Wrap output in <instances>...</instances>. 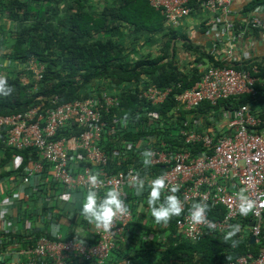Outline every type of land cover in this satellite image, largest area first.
<instances>
[{
    "label": "trees",
    "instance_id": "1",
    "mask_svg": "<svg viewBox=\"0 0 264 264\" xmlns=\"http://www.w3.org/2000/svg\"><path fill=\"white\" fill-rule=\"evenodd\" d=\"M263 4L264 0H256L247 10ZM180 49L186 58L180 56ZM199 49L188 35L166 25L150 0H0V50H4L3 54L0 51V74L14 86L11 95L0 96V115L25 113L39 104L50 107L54 97H58L57 104L60 105L92 98L103 102L105 96H112L118 105L110 107L109 113L104 115L107 127L100 142L114 163L108 168L121 170L114 166L116 158L121 157L122 170L127 171L134 163V170H139L144 164V151L134 152L133 147L158 149L162 141L169 143L170 136H175L169 131L177 129L172 125H178L187 112L177 111L179 116L170 120L168 113L175 111L169 103H148L143 108L136 92L151 85L166 87L182 83L183 89L193 86L200 78V64L207 61H211V65L218 64ZM34 60L44 69L37 90L36 76L30 71ZM259 66L264 77V61ZM255 89L257 94L254 96L245 95L240 101L223 100L214 109L205 104L198 111L213 112L217 116L215 111L219 107L236 109L249 102L253 103L254 109L258 104L255 100L264 101V84L256 85ZM147 110L158 113L165 125L161 119H146L144 113ZM205 121L210 122L207 118ZM82 130L71 120L60 127L57 138L70 139ZM128 142L134 146L130 147ZM117 148L120 149L118 154ZM3 151L0 168L16 153L6 145ZM17 153L23 156L25 163L37 158L33 149ZM24 168L19 172L24 173ZM46 169H51V165L48 164ZM37 190L40 194L56 193L46 185L37 186ZM140 195L143 203L148 205V193L144 191ZM162 196L164 198V194ZM133 200L140 201V198ZM27 205L19 204L16 223L21 224L26 217L44 215L35 199H29ZM131 208L133 221L126 226L116 247L102 264H119L126 259H134L139 264H221L249 250L246 242L242 243V249L234 250L227 240L212 235L192 242L179 233L174 222L177 216L167 223V230L154 229L150 216ZM55 209L57 207L51 206L43 209V213ZM46 222L43 216V224ZM151 233L157 237L149 238ZM28 236L30 242L22 233H9L7 228L0 232L3 246L16 241L24 249L30 248L42 236L48 237V233L39 228ZM95 243L96 239L84 241L85 245ZM8 261L1 264H8ZM74 264L99 262L93 259Z\"/></svg>",
    "mask_w": 264,
    "mask_h": 264
},
{
    "label": "built area",
    "instance_id": "2",
    "mask_svg": "<svg viewBox=\"0 0 264 264\" xmlns=\"http://www.w3.org/2000/svg\"><path fill=\"white\" fill-rule=\"evenodd\" d=\"M150 3L171 28L182 26L191 13V3H197L213 16L221 12L229 18L231 14V0H150ZM226 18L218 28L222 38L226 37L231 42L242 38L241 35H232L234 23ZM246 21L251 29L264 31V20L260 17L252 15ZM209 23L215 28L214 18ZM216 49L217 47L211 49L210 54L215 55ZM227 53L231 56L232 47ZM30 71L36 76V89L43 77V68H39L33 61ZM256 73L257 68L251 72L232 65H210L200 70L199 80L187 89H183L180 83L166 87L151 85L136 92V96L143 102V108L148 103H169L175 111L168 113L170 120L179 116L177 111L187 112L186 116L182 115L178 125H172L177 129L169 131L171 134L175 133V136H170L169 143L162 141L160 148H150L154 153L150 165L164 167V172L160 175L166 177L169 187L179 185L176 195L184 208L182 214L174 219L179 233L192 242H198L207 235L225 240V234L230 230L229 225L240 223L241 232L233 239L238 240V243H247L249 237H254L260 246L258 252L248 250L236 259L221 264H264V114L253 110L248 104L235 110L232 107H219L215 112L219 113L223 109L222 119L213 112L198 110L205 104L214 109L223 100H239L245 95H256L255 86L259 83ZM113 105H118L116 98L105 96L103 102L94 99L78 100L55 108L44 109L40 105L25 113L0 115V130L6 127L7 146L15 150H38L53 165L54 178L67 190H88L89 176L96 173L101 181L96 185L98 194L118 187L128 206V212L116 217L109 230L96 226L95 244L41 238L34 249L22 250L19 256L24 254L39 259L50 258L52 264H68L71 259H95L102 264L116 247V241L126 226L133 221L127 187L134 189L129 175L134 171V165L127 171L110 170L109 156L100 146L107 127L102 111L109 113ZM195 110L197 111L194 112ZM146 116L150 121L161 119L162 125H165L163 118L156 112L147 110ZM206 118L210 120L209 123L205 121ZM71 120L83 129L79 136L55 140L60 127ZM172 126L167 125L168 128ZM129 144L130 147L134 146ZM133 148L134 152H138L142 147ZM81 164L88 165L79 171L77 169ZM42 169V164H34L24 182H30V177ZM147 178L149 179L148 176ZM241 187L248 188L251 198L256 201L253 211L247 216L240 215L238 211L236 193ZM149 190L150 185L146 183L145 191ZM166 194L167 190L164 195ZM20 198V194L15 195L11 203L16 204ZM200 200L210 204L207 217L213 222V226L192 223L189 210L194 202ZM147 209L149 210V206ZM5 210V206L0 207L2 217ZM163 226L166 227V224ZM5 255L10 254L7 251ZM3 257L4 253H0V260ZM125 264L135 263L126 261Z\"/></svg>",
    "mask_w": 264,
    "mask_h": 264
},
{
    "label": "crops",
    "instance_id": "3",
    "mask_svg": "<svg viewBox=\"0 0 264 264\" xmlns=\"http://www.w3.org/2000/svg\"><path fill=\"white\" fill-rule=\"evenodd\" d=\"M255 1L256 0H231V14L228 16L229 18H226L221 12H218V14L213 17L211 14H209V12L203 10L197 5H194L191 15L184 20L180 31L181 33L188 35L189 39L195 42V44L199 45V50H201L206 56L212 58L214 62L218 63L217 65H232L238 69H243L246 71L250 70L251 72L254 68H257V73L256 75L254 74L257 78H259V83L257 85L263 86L264 77L262 76V67L259 65L264 61V31L251 29L246 21L247 18L252 15H256L264 20V4L255 7V9L251 11L250 9L247 10V8L251 7ZM212 18L216 20L215 28L217 29L213 28L212 26L205 25V23H207ZM225 18L234 23L232 35H241L242 38L233 42L228 41L226 37L224 39L222 38L221 34L218 32V28L225 22ZM215 47H217L216 54L211 55L210 50ZM230 47H232L231 56H229L227 53ZM179 52L181 57L184 56L186 58L185 53H183L181 49ZM210 65L211 61H207L206 64H200V68L203 70ZM8 70H10L9 67ZM255 102L258 104L254 109L252 108L253 103L249 102L248 105L253 110L264 114V101L259 102L255 100ZM233 109L235 110L234 107ZM223 111V109H220L217 117L222 119ZM3 152V146L0 145V163L3 161ZM13 159L14 158L12 157L11 160L6 162V164L0 168V207L2 204L7 203L8 200H12L11 198L13 196L21 193L23 194L21 200L24 207L29 203V199H35L37 201V205H39V207L42 209L41 214H44L42 216H44L45 220L48 219L44 225L40 223L39 216H35L34 218L26 217L22 219L21 224H18L15 220L18 216L19 207H13L10 205L9 208L5 210V213H7V217L9 219L14 220V230H16L17 233L24 234L26 236L25 239L28 242H30L28 239H31V237L28 235L35 229L41 228V230L47 232L48 235H52L56 226L57 233L61 234L64 239L76 238L81 241H85V239H92L94 241L96 225L88 222L80 213V208L82 206L81 201L87 190L84 189L75 192H68L61 184L54 180L51 171H48V173L45 175L46 178L44 183L38 185H46L50 187L53 189L52 192H56V195L35 193L34 187L25 185L22 186L19 179L15 178L16 175L22 173L16 171V167L14 165L16 163V158L14 160ZM135 164L136 163L133 165ZM114 166L122 170L123 163L121 157L116 158V164ZM140 171L144 176H146L144 172L146 171V174L149 176V180L154 179L160 174L159 171H155L154 169L150 168L149 165L140 167ZM12 177H14V179ZM108 190L109 189H106L104 192H101L98 195L102 197ZM132 190L133 189L130 191V205L136 210L137 213H145L146 215L150 216L149 221L153 223L154 228V218L151 215V212L147 209V205L143 203L145 201L140 197V194L138 195L136 193V189L133 191ZM148 192L149 191H146V193ZM135 197L140 198L141 203L139 201H134L133 199ZM51 206H55L57 209L43 213V209L50 208ZM0 218H2L1 211ZM145 222H148V220H145ZM65 229L67 230L66 235L64 234ZM231 240L233 239L231 238ZM247 244L248 249L253 252H258L260 250L258 242L255 239L253 240L252 237L247 239ZM241 246L242 243H237L233 245V249H242ZM0 252L3 251L0 250ZM238 256H236L235 259ZM5 260H9L8 264H37L42 261L37 257H30L26 255L19 256V254L16 252L13 254V256ZM1 263L2 262L0 261V264ZM44 263L47 264L46 262ZM119 264H123V262Z\"/></svg>",
    "mask_w": 264,
    "mask_h": 264
},
{
    "label": "clouds",
    "instance_id": "4",
    "mask_svg": "<svg viewBox=\"0 0 264 264\" xmlns=\"http://www.w3.org/2000/svg\"><path fill=\"white\" fill-rule=\"evenodd\" d=\"M194 5L199 6L197 3H191L190 4L191 9L193 8ZM200 8H202V7H200ZM202 9L205 10L204 8H202ZM205 11H207V12H209V14H211L210 11H208V10H205ZM190 15H191V13H190ZM210 20L207 23H205V25L213 27L214 25L209 23ZM181 28H182V26L179 28H172V29L176 30V31H180ZM34 61H36V60H34ZM0 63H1V60H0ZM8 67H9V65H7L6 68H8ZM4 72L6 73V71H4ZM42 73H44V69H43ZM39 82L37 84H39ZM37 89H38V86L35 90H37ZM13 92H14V86L9 83V80L5 75L0 74V96H9ZM54 101H55V103H54ZM75 101H78V100H74L73 102H75ZM57 102H58V97H54L51 100L52 106L48 107L45 104H39L38 106L42 105V107L45 109V108H51V107L55 108L58 106H62L66 103H73V102H66L64 104L59 105V104H57ZM34 107H36V106H34ZM34 107H32V108H34ZM103 113H106V112L103 110L102 114ZM13 114H15V113H11L10 115H13ZM16 114H18V113H16ZM1 116H5V114H2ZM144 117L146 119H148V117L146 116V113H144ZM102 118L104 120L105 116H102ZM75 124L78 128H81L77 125L76 122H75ZM142 129H144V128H142ZM59 132H60V130H58V132L54 138L55 140L63 139V138L68 139L66 137L57 138V135ZM169 133H172V132H169ZM75 136H79V133H77ZM75 136H73V137H75ZM73 137H71V138H73ZM0 145H3V146L6 145L7 146V144L5 142V135L4 134L2 135L1 133H0ZM9 148H11V147H9ZM11 149H13V148H11ZM28 149L35 150V152L37 154V158L35 160L28 161L27 163H25L23 156L20 155L19 153H17V152H21V151H24L27 149H24V150L13 149L16 152L13 155V158L14 159L16 158V163L14 164L16 167V171L21 170V168H23V166L25 167L24 173L16 175L15 178L19 179L22 186L25 185V186L34 187L35 193H36V192H38V190H37V186H39L38 184L44 183L45 178H46L45 175L48 173V171H51V174L53 176V165L51 163H49L48 161H46L42 157V155L38 152V150H36L34 148H28ZM140 150L144 151L143 152V156H144L143 163L144 164L140 167H143L144 165L145 166L149 165L150 168L154 169L155 171H159V169H161V171H159V172H160V174H162L164 172L163 166H151L150 165L152 162L151 158L154 155L153 151L151 149H147V148H145V149L141 148ZM119 151H120V149L117 148L116 153L118 154ZM105 153H107V152L105 151ZM38 163L42 164V167H43L42 171L37 173V174H33V176L30 177V182L25 183L24 179H25V177L30 175V168L34 164H38ZM48 164L51 165V169H49V170L46 169V166ZM110 164H114V163H112V161L110 160V157H109L108 167ZM85 165H88V164H85ZM85 165L81 164L77 170L81 171L80 168L84 167ZM74 169H76V168L74 167ZM116 171L117 170H115L114 172H116ZM144 172H145V175L148 176V174H146V171H144ZM160 174L158 176H156L154 179L149 180L146 176L142 175L140 169L139 170L136 169V171L134 170L133 172L129 173V175L131 177V183H132L134 189H136V193L138 195L142 194L145 191L146 183L150 185V190L148 192V205H147V207L149 206V211L151 212V215L154 218V224H155L154 229L167 230L169 228V224H167V223L170 221V219L173 216L181 215L182 212L184 211V208H183L182 201L176 195V193L179 192V185H171L169 187L167 180H166V177L164 175H160ZM20 177H22V178H20ZM12 178L14 179V177H12ZM53 178H54V176H53ZM54 180L57 183L61 184L55 178H54ZM100 182L101 181L99 180L98 174L93 173L89 176L88 190L85 188L79 189V190H84V189L87 190L86 194L83 196L82 201H81L82 206L80 208V213H81V215H83V217L88 222L93 223L97 227L103 228L104 230L107 231L110 229V227H111V225H112V223L116 217L124 215L128 212V206H127V203L125 202V200L121 194V191L118 187H112L106 192L105 195H103L102 197L99 196L98 192L96 190V185ZM63 188H65V187L63 186ZM65 190H67V189L65 188ZM166 190H167V194L164 195V198H163L162 194H165ZM67 191L68 192H75L78 190H75V191L67 190ZM18 194H20V196H21V198L19 199L20 200L19 202H17L16 204H12L11 202L13 201V197H14L13 196L11 198L12 200H10V201L8 200V202L6 204H2V206H5L6 210L9 208L10 205L13 207H18V205L20 203H22L21 199L23 196V194H21V193H18ZM128 194L130 195L131 192ZM132 195H133V193H132ZM236 197L238 200V211H239L240 215L247 216L250 212L253 211L255 204H256V201L251 198V196L248 192V188L241 187L239 189V191L236 193ZM131 207L132 206H130V208ZM210 207H211L210 204L207 203L205 200H200V201L194 202L191 206V209L189 210L192 223H194V224L205 223V224H208L209 226H213V222L208 220V217H207V213H208ZM132 211H133V209H132ZM133 219H134V213H133ZM39 221H40V223L43 224V216L39 218ZM46 221H48V219ZM165 224H166V227L163 226ZM14 227H15L14 221L7 217V213L4 214V217L0 218V230H3V228H7V232L17 233L16 230H14ZM56 227L54 228V233L52 235H48V237L47 236L40 237L28 249L21 248L20 245L16 241L11 242L7 246H3L2 239L0 238V250L3 251L0 253H4V257L0 261L3 262V261H5V259L10 258L11 256H13V254L15 252L17 254H19V252H21L22 250L25 251V250H29V249H34L37 245V242L41 238H47V239L52 240V241L53 240H60L63 242H68L70 240H74V241L80 242L81 244H84V241H81V240L76 239V238L64 239L61 236V234L57 233ZM95 229H96V227H95ZM229 229L230 230L227 231L224 239L227 240L226 242H228L232 245H235L239 241L233 239V237H236L237 234L241 232V224L240 223L230 224ZM155 237H157V235H155V234L151 233L149 235V238H155ZM231 238L233 240H231ZM94 239H96V242H97V235L95 234V232H94ZM220 240H222V239H220ZM225 240H223V241H225ZM16 249H17V251H16ZM7 251L10 254L9 256L5 255ZM23 255H21V256H23ZM26 256H29V255H26ZM30 257H35V256H30ZM40 260H42L44 262L49 261L50 264H52V261L50 258L40 259ZM82 261H84V260L71 259L68 261V264H74L76 262H82ZM126 261H132L135 264H139L134 259L133 260L126 259L123 262V264H125Z\"/></svg>",
    "mask_w": 264,
    "mask_h": 264
},
{
    "label": "rangeland",
    "instance_id": "5",
    "mask_svg": "<svg viewBox=\"0 0 264 264\" xmlns=\"http://www.w3.org/2000/svg\"><path fill=\"white\" fill-rule=\"evenodd\" d=\"M6 24H8V23H6ZM1 51V50H0ZM4 51V50H3ZM3 51H1V54H3ZM5 73V72H4ZM8 115H10V114H5V116H8ZM105 115V113H103V116ZM5 131H6V127H4L2 130H0V133L3 135H5ZM122 171V170H121ZM130 191H131V188H129V187H127V192L128 193H130ZM66 229L64 230V234L66 235Z\"/></svg>",
    "mask_w": 264,
    "mask_h": 264
},
{
    "label": "water",
    "instance_id": "6",
    "mask_svg": "<svg viewBox=\"0 0 264 264\" xmlns=\"http://www.w3.org/2000/svg\"><path fill=\"white\" fill-rule=\"evenodd\" d=\"M255 238L253 237V240H254Z\"/></svg>",
    "mask_w": 264,
    "mask_h": 264
}]
</instances>
